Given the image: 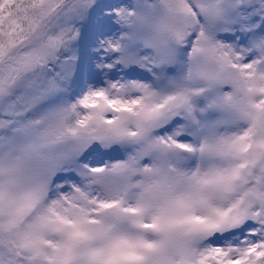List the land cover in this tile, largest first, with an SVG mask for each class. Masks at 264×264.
Masks as SVG:
<instances>
[{
    "label": "snow or ice",
    "instance_id": "1",
    "mask_svg": "<svg viewBox=\"0 0 264 264\" xmlns=\"http://www.w3.org/2000/svg\"><path fill=\"white\" fill-rule=\"evenodd\" d=\"M0 264H264V0H0Z\"/></svg>",
    "mask_w": 264,
    "mask_h": 264
}]
</instances>
